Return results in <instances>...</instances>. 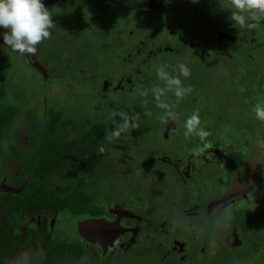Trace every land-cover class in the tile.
<instances>
[{"label": "rangeland", "instance_id": "1", "mask_svg": "<svg viewBox=\"0 0 264 264\" xmlns=\"http://www.w3.org/2000/svg\"><path fill=\"white\" fill-rule=\"evenodd\" d=\"M122 1L67 0L56 4L53 0H43L44 5L52 13L53 27L49 29V38L42 40L36 45L34 53L18 54L23 62L37 71L38 76L33 73L34 71H29L26 67L20 65L17 55V59L11 57L12 60L2 61L5 66L0 68V78L4 83L8 84L6 85L7 90L9 93H13L12 95L15 94L14 92L24 89L23 84H27L25 88L26 98H33L27 96H35V79L39 77L40 84H44L45 88L39 89L38 95L42 96V98L47 97L48 107L53 106L63 112L65 110L67 114L79 112L81 118L85 116L86 118L94 119L95 117V119H98L97 117H99L100 122H105L103 118H106L109 136L103 141V146L101 145L102 148H100V156L102 155V163H105V170L104 173L101 172L97 176L94 183L89 182L85 187V191L91 197L92 203L111 209L114 202L118 201L115 197L119 196V193L131 194L132 196H149L154 204L152 219L166 221L167 226L172 223L177 231H174L173 234H167L153 226L152 223L146 222L154 233L152 237L154 239L150 242L148 248L144 243L132 250L113 246L109 249H102L97 245L89 244L79 235L75 226L76 217L70 214L68 216L67 212H62L59 213L60 218L54 224L52 223L49 227H38L41 230L37 229L40 234L39 237L19 246L11 264H38L44 251L52 246L51 240L52 242L55 240H74L85 247L92 246L93 251L88 247V250L85 251V254L89 257L81 256L75 261L73 259L70 264H179L175 259L162 260L159 255L161 254L162 256L163 249L169 246L170 240L186 237L182 232L187 227L186 224L194 225L196 232L201 228L200 224L203 222L201 216H189L183 209L188 198L194 196L192 193L193 189L199 191L200 187L195 183L193 184L188 176L181 183L177 172L174 170L176 167L168 168L165 158L183 159L181 154L187 147L186 145L192 146L191 143L194 142L192 133L198 120H201V122L204 120L206 127L211 126L212 134L217 135L215 142L222 141L224 138H230V143L232 141L241 142V140H247L243 134V119L240 121L244 117V111L246 116L248 115L247 105L252 115H255L254 107L256 105L264 107V96L262 93L264 91V83L262 79L258 76L248 81L247 79L244 80L242 75L246 67L255 69L257 67L256 62L249 60L236 63L222 52L223 58L221 60L217 59L218 65L215 68L210 63V60L202 56H189L181 44L178 46L181 48L179 53L182 55L170 52L171 54L167 56L177 55L174 62L164 61L153 65L152 58L148 60L145 69L147 75L150 72V81L147 82L148 85L144 88L137 86L138 83L135 81L136 71L131 70L129 83L137 86L132 91L119 90L118 92L107 94V96L105 92H100L97 95L95 92H91L88 82L83 79L79 71L84 73L90 71L88 75L92 74L91 78H93V81H96L98 77V70L101 73L99 74L100 78L104 79L109 75V70L115 67V64H105L112 63L114 59L115 55H110V51L115 48V45H118L117 41L127 40L129 36L126 35L129 34L127 31L133 30L131 26L135 22L138 23V28H141L146 23L142 24V20L153 21L154 28H159L158 32H164L167 37H175L176 32H172L171 29L163 31L166 24L165 19L155 21L152 19L153 15L137 19V14L129 20H123V17H116L115 6H112L109 2H119L121 4ZM132 2L137 6V0H132ZM230 3L231 0H221V5L224 8ZM141 7L143 8V6ZM216 8L215 6L213 7L214 12H217ZM129 13L133 14V11ZM146 13H148V10H146ZM78 21H81L79 32L77 35L73 32L74 34L69 37V32L72 33L76 29ZM71 23L76 25L73 27ZM114 25L115 29H120L121 26L123 28L122 32L120 31L116 37L115 45L112 44L111 37ZM156 32L153 31L152 35ZM121 34H124V36H121ZM137 38L139 40V37ZM177 39L179 38L177 37ZM70 42H76L75 46H78L79 49H76L77 47L73 48ZM103 43L105 44V50ZM6 47L0 48L1 58H3L4 52L6 55L10 51L16 52ZM256 55V58L261 60L260 55L264 56V50H258ZM131 56V48H126L124 59H130ZM44 63L53 65L56 71L55 78L54 76L52 78L49 77L50 72L47 68H44ZM180 64H183L188 69L189 74L187 77L181 75ZM39 69L44 70V73L42 74ZM225 70L233 74H226V76L223 72ZM158 71L165 73L168 78L175 77L179 80L178 87L182 90L180 97L175 95L177 85H169L164 77L158 76ZM147 75H141L139 79L141 80ZM43 76L46 81H43ZM114 76L118 78L115 73L110 74L108 77L112 78ZM37 85H39L38 82ZM156 88L163 92L159 93L156 90L158 93L154 94ZM96 90L97 84L94 87V91ZM246 91H250L253 96V98H250L246 94V98H249V103H246L244 98ZM236 98L240 99L237 100ZM261 98H263V102H261ZM253 100L255 103H252ZM104 103H106V107ZM91 107H98V112H94ZM38 108H42V106L38 104ZM181 113L184 115L182 119H180ZM165 116H170L171 118H167L175 122L177 126L173 134L167 135L163 133L162 128L159 126L162 118H166ZM193 116L196 117L195 120L191 119ZM166 119L163 120L165 121ZM75 120L77 121V119ZM125 121H127V127L121 131L120 129ZM251 122L255 123V125L257 124L255 120L251 119ZM36 124L35 132L32 131L29 135L32 142H36L41 137V133L37 132L40 131L38 130L40 129L38 127L39 122L37 121ZM222 124H227V126L223 128ZM33 125L34 123H32L31 127ZM80 127L83 128L81 125ZM86 128H88L87 125ZM114 130L119 132L117 136L112 135ZM223 130L228 131V137L219 133ZM73 133H75V129L70 130V134L67 136H72ZM8 135L5 142L1 143L6 147L5 150L9 147L8 149L11 152L5 151L1 153L0 158L3 157L2 161L5 154H13L12 156L16 158L17 162L21 160L20 154H26L28 158L30 156L33 159L36 157L35 152L30 151L25 140H22L21 143L20 135L19 137L18 135L13 136V134L12 136ZM27 140L29 139L27 138ZM13 149L16 150L13 151ZM9 161V165L7 163L1 165L0 163V189L12 190L17 193L21 188L25 187V183L19 184L23 180L27 181V175L24 172L16 178L14 165H17V163L11 164V161ZM204 167L205 172L203 174L205 175L213 171L209 163L205 164ZM25 168L28 169V165ZM171 173L173 175L170 177L169 174ZM79 175V170L72 172L66 166L64 169L54 173L49 183L54 188L65 191L67 186L70 188L75 187L76 179ZM87 178L89 180L91 178L94 179L92 176H87ZM165 194L168 195V198H163ZM106 214L108 215V213ZM206 217L210 218L209 216ZM227 219L229 218H222V221L227 223ZM232 219L229 222L233 221L234 225L241 230L249 225L258 229L259 234L264 232V211L258 210L256 212V210H250L247 215L238 217L237 220L243 227L235 219ZM6 221H11V219L7 218ZM22 223L29 224L25 221H22ZM17 243L18 241L16 240L12 242L13 245ZM207 256L209 257L200 260V263L197 264H230L225 261L226 258L223 256L219 259L212 258L210 254H207ZM65 257L55 258L52 264L68 263V258Z\"/></svg>", "mask_w": 264, "mask_h": 264}, {"label": "flooded vegetation", "instance_id": "2", "mask_svg": "<svg viewBox=\"0 0 264 264\" xmlns=\"http://www.w3.org/2000/svg\"><path fill=\"white\" fill-rule=\"evenodd\" d=\"M53 1L59 4L67 0ZM109 3L115 6L116 17H123V20H129L134 18L136 14L137 19L153 15L154 17L152 19L155 21L165 19L166 24L163 31L171 29L172 32L176 33L175 37H167L164 32H158L159 28H154L153 21L142 20V24L146 22L143 27L138 28V23L135 22L134 25L131 26L133 30L127 31V33L129 32V34H126L127 36L129 35L127 40H119L117 41L118 45H115L116 37L123 29L122 26L120 29H115V24L111 31L112 44L115 45V48L110 51V55L113 54L115 56L112 63L105 64H115L114 69L111 68L109 70L110 73H108L109 75L115 73L118 78H115V76L109 78V75L104 79L102 77L100 78L99 74L101 73L100 70H98V77L94 82L93 78H91L92 74L88 75L90 71H86L85 73L79 71L83 79L88 82L91 92H95L96 95L100 92H105L107 96V94H112L119 90L132 91L133 88L137 86L144 88L148 85L147 82L150 81V72L147 75L145 69L148 60L152 58L153 65H157V62L163 63L164 61L174 62L176 61L177 55L172 57L167 56L171 53H179L181 48L178 45L180 44L184 46L189 56H202L210 60V63L215 66V68L218 65V60L223 58L222 52L236 63L240 61H254L257 63L256 70L246 67V70L242 72L243 78L244 80L247 79L251 81L259 76L264 83V56L260 55L261 60L256 58V52L258 50H264L262 49L264 48V14L255 11L251 14L246 12L244 13V22L237 23L232 20L230 15L231 12L235 11L231 3L224 8L221 5V0H198L196 3H193L192 0H168V2H165V0H137V6H135L132 0H123L121 4L119 2ZM141 6H143V8ZM214 6L215 8L217 7V12H214ZM146 10H148V13H146ZM130 11H133V14H130ZM140 12H142V14H140ZM112 17L115 18L114 16ZM75 25L76 24H72L73 27ZM80 25L81 21H78L76 29L72 31V33L69 32L68 36L70 37L74 33L77 35ZM114 29L116 34L114 33ZM153 31H157L158 33L156 32L152 35ZM124 34H121V36H124ZM137 37H139V40ZM177 37L179 39H177ZM70 44L73 48L77 47L76 49H79L78 46H75L76 42H70ZM103 48L105 50L104 43ZM126 48H131L132 56L130 59H124ZM107 55L109 56L108 52ZM44 64V68H47L50 72L49 77L52 78L56 72L55 68L53 65ZM131 70L136 71L135 81L138 83L137 86H133L129 83V74ZM39 71L42 74L44 73V70L39 69ZM223 72L224 75L233 74L231 72H226V70ZM144 74L147 76L140 80L139 77ZM44 81H46L45 77ZM96 84L97 90L94 91ZM156 90H158L159 93L163 92L156 88L154 94L158 93ZM262 93L264 96V91H262ZM246 94H248L250 98H253V96L250 91H246L244 94L246 103H249V98H246ZM236 99L238 100L240 98ZM262 99L263 98H261V102H263ZM252 103H255V101L253 100ZM104 106L106 107V103H104ZM91 108L94 109V112H98V107ZM246 109H248V115L246 116L244 111V117H242L240 121L243 119V134L249 141L241 140V142L232 141L230 143V138H224L222 141L215 142L217 140V135L212 134L213 130L211 126L206 127V122L204 120L202 122L198 120L195 123L194 132L192 133L194 142L191 143L192 146L186 145L187 147L181 154L183 159L176 160L173 158H165L168 168H173V166L176 167L174 170L177 172L178 179L181 180V183H183L184 178L188 176L193 184L195 183L200 187L199 191L193 189L192 193L194 196L188 198L183 209L189 216H201L203 222L200 224L201 228H199L197 232L195 231L194 225L186 224L187 227L185 226L186 228L182 230L186 237H182L178 240H170L169 246L163 249L162 256L161 254L159 255L162 260L169 261L170 259H175L179 264H197L200 263V260L209 257L207 254H210L212 258L215 257L218 259L223 256L226 258L225 261H228L230 264H264V232L259 234L258 229L252 228L249 225L243 227L237 220L238 217L247 215L250 210H256V212L258 210L264 211V121L252 115L248 105ZM69 115H73L72 118H74V120L77 119V121L75 120L77 126L68 128L66 135L70 134V130L75 129V133H73L72 136H67L68 139L83 135L84 132L92 128L93 124L100 122L99 117H97L98 119H95V117L92 119L86 118L83 115L84 118H81L79 112H74L73 114L70 112ZM166 118H162V120ZM182 118H184V115L181 113L180 119ZM105 119L106 118H103L105 122H101L106 124V128L109 132V127L107 126L108 121ZM167 119L165 121L161 120L159 126L162 128L163 133L170 135L175 132L177 126L175 122ZM251 119L253 121L255 120L258 125L252 123ZM80 125L83 128H81ZM86 125L88 128H86ZM226 126L227 124H222L223 128ZM219 133L228 137V131L223 130ZM19 135H21V133ZM25 135H28V137L25 138L29 139L26 141V145L30 148V151L35 152L36 157L33 159L30 156L28 158L26 154H20L21 160L19 162H17L16 158L11 154H7L8 158H4V163L8 165L10 159H12L10 160L11 164L17 163V165H14L16 178L24 172L27 175V181L23 180L19 184L22 185L25 183V187L21 188L19 192L23 189L30 192L31 188L28 187V182L33 181L31 170L32 167L40 161L38 156L39 141L32 142L31 137H29L30 133L24 134V136ZM103 141L104 139L101 141L102 146ZM101 145L100 148H102ZM17 159H19V157H17ZM208 163L212 166L213 171L205 175L203 174L205 172L204 165ZM27 165L28 169L25 168ZM68 169L72 172L80 170L79 167H68ZM104 170L105 163H102L101 172L104 173ZM172 175V173L169 174L170 177ZM52 176L53 174L47 175L45 180L49 181ZM84 176L89 182L87 176ZM34 181H36V179H34ZM119 194V196L115 197L118 201L114 202L111 209L97 205L104 209V216L92 219L105 221L106 223L114 225L113 228L110 229L104 227L100 228L97 232L93 231L92 235L98 238V241L90 239L80 230L81 222L89 219L79 222V231L77 228L76 230L89 244L97 245L102 249H109L113 246L132 250L138 248V245L145 243L148 248L150 242L154 239L152 238L154 233L149 228L150 225L148 226L146 222L152 223L153 226H156L167 234H173L174 231H177L172 223L167 226L166 221L152 219L154 204L152 203L151 197L144 195L132 196L131 194L127 195L124 193ZM163 198H168V195H163ZM62 212L66 211L58 212L56 216L51 218L49 213L44 211L41 212V209L33 207L27 212L23 210L19 213V216L17 215L18 217L15 218L10 211L4 207L0 208V219L5 225H13L12 231L15 237L14 240L18 241L16 245H13L11 242L12 249L11 251L9 250L10 255L5 258L6 264H11L19 246L39 237L40 234L38 230L40 229L38 227H49L52 223L54 224V222L60 218L59 213ZM106 213H108V215ZM225 217L229 218L227 219V223L222 221V218L224 219ZM7 218H10L11 221H6ZM231 218L235 219L243 229L241 230L235 226L233 221L230 223L229 220ZM22 221L28 222L29 224H24ZM71 241L72 240H55L52 242L51 240L50 243H52V246L44 251L38 264H48V262L44 263V260L45 258L47 259L46 255L50 252H54V257L50 264L53 263L55 258L60 256H66L65 258H68V263L66 264L73 262V259L75 261L76 259L72 257V252L70 250L66 251L64 254H57V251L66 250V242ZM74 242L82 247L79 257H89L85 254V251L88 250L87 247L92 250V246L85 247L79 242ZM60 244H63V248L61 250H56Z\"/></svg>", "mask_w": 264, "mask_h": 264}, {"label": "trees", "instance_id": "3", "mask_svg": "<svg viewBox=\"0 0 264 264\" xmlns=\"http://www.w3.org/2000/svg\"><path fill=\"white\" fill-rule=\"evenodd\" d=\"M3 47L0 46V48ZM18 54L20 53L10 51L6 55L4 52L3 58L0 57V68L5 66L2 62L3 60H12L11 57L17 59L16 56ZM17 60L20 62V65L26 67L29 71H34L33 73L38 76L37 71L32 66L23 62L20 57ZM42 79L44 81V77ZM37 82L39 85H37ZM40 83V78H36L34 85L35 96L31 95L27 97L33 98H26L25 88L27 84L22 83L24 89L14 92L15 94L12 95L13 93H9L7 90L6 85L8 84L4 83L0 78V154L5 151L11 152L8 149L9 147L5 150L6 147L1 143L5 142L7 134H9L8 136H12V134L15 136L21 133V140H25L26 142L27 139L24 134L34 131L37 121L39 122L38 127H40L38 129L40 131L37 132L41 133V137L38 138L40 143L38 153L40 161L31 170L33 181L28 182V187L31 188L30 192L23 189L19 193H16L1 188L0 208L4 207L15 218L23 210L27 212L33 207L41 209V212L49 213L51 218L56 216L58 212L66 211L68 216L70 214L76 217L75 226L79 231V222L85 219L104 216V209L92 203L91 197L84 187L89 182L94 183L101 172L102 158L100 156V145L103 139L108 138L109 132L105 123L97 122L93 124L89 131L84 132L83 135L68 139L66 135L68 128L76 127L77 123L72 118L73 115L67 114L65 110L63 112L53 106L48 107L47 97L42 98V96L38 95L39 91L45 88V85ZM40 102L42 103L40 104ZM38 104L42 108H38ZM166 117L171 118L170 116ZM32 123L34 125L31 127ZM6 157L8 158L7 154L4 155L5 159ZM2 158H0L1 165L5 162V159L1 160ZM66 166L69 168L79 167L80 176L74 188L67 186L65 191H62L54 188L45 178L47 175L54 174ZM84 175L93 176L94 179L91 178L88 182ZM12 230V224L5 225L0 219V264H6L5 258L10 255L9 250L11 251L12 249L11 242L15 241ZM62 248L63 244H60L56 250H61ZM69 250L72 252V257L78 259L82 247L72 240L71 242H66V250L57 251V254H64ZM53 254L54 252L47 254V259L45 258L44 263L48 262L50 264L54 257Z\"/></svg>", "mask_w": 264, "mask_h": 264}, {"label": "clouds", "instance_id": "4", "mask_svg": "<svg viewBox=\"0 0 264 264\" xmlns=\"http://www.w3.org/2000/svg\"><path fill=\"white\" fill-rule=\"evenodd\" d=\"M168 2V0H165ZM193 3L198 0H192ZM231 6L235 11L231 12V18L237 23L244 22V13L253 11L264 14V0H231ZM51 11L44 5L43 0H0V45L7 46L17 53H34L36 45L49 38V29L53 27ZM181 75L187 77L188 69L179 65ZM158 76L164 77L169 85H177L175 95L180 97L182 90L178 87L179 80L175 77L168 78L165 73L158 71ZM257 119L264 121V107H254ZM195 120L196 117L191 118ZM127 127L125 121L123 127ZM114 130L112 135L117 136Z\"/></svg>", "mask_w": 264, "mask_h": 264}, {"label": "water", "instance_id": "5", "mask_svg": "<svg viewBox=\"0 0 264 264\" xmlns=\"http://www.w3.org/2000/svg\"><path fill=\"white\" fill-rule=\"evenodd\" d=\"M114 225H111L110 223H106L105 221L97 220V219H89L81 222L80 224V230L86 234L90 239H95V241H98V238L92 235V232H97L100 228H113ZM97 230V231H96ZM110 239V238H109ZM108 239V240H109Z\"/></svg>", "mask_w": 264, "mask_h": 264}, {"label": "bare ground", "instance_id": "6", "mask_svg": "<svg viewBox=\"0 0 264 264\" xmlns=\"http://www.w3.org/2000/svg\"><path fill=\"white\" fill-rule=\"evenodd\" d=\"M97 231V230H96Z\"/></svg>", "mask_w": 264, "mask_h": 264}]
</instances>
